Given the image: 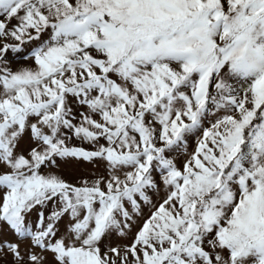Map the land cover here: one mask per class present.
Listing matches in <instances>:
<instances>
[{
    "label": "snow or ice",
    "instance_id": "6c2138e0",
    "mask_svg": "<svg viewBox=\"0 0 264 264\" xmlns=\"http://www.w3.org/2000/svg\"><path fill=\"white\" fill-rule=\"evenodd\" d=\"M5 264H264V0H0Z\"/></svg>",
    "mask_w": 264,
    "mask_h": 264
},
{
    "label": "rangeland",
    "instance_id": "374dc122",
    "mask_svg": "<svg viewBox=\"0 0 264 264\" xmlns=\"http://www.w3.org/2000/svg\"><path fill=\"white\" fill-rule=\"evenodd\" d=\"M0 264H5L4 259L0 258ZM8 264H10V261L8 262Z\"/></svg>",
    "mask_w": 264,
    "mask_h": 264
}]
</instances>
